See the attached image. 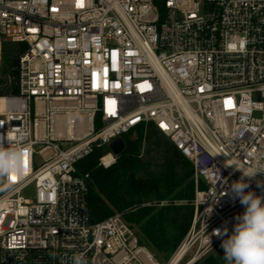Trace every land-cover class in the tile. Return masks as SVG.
<instances>
[{
    "label": "built area",
    "instance_id": "1",
    "mask_svg": "<svg viewBox=\"0 0 264 264\" xmlns=\"http://www.w3.org/2000/svg\"><path fill=\"white\" fill-rule=\"evenodd\" d=\"M149 123L195 179L192 225L164 264H195L245 211L220 195L236 165L264 196V0H0V136L27 153L0 187V264H163L122 213L91 221L77 169L97 147L110 166V144Z\"/></svg>",
    "mask_w": 264,
    "mask_h": 264
},
{
    "label": "trees",
    "instance_id": "2",
    "mask_svg": "<svg viewBox=\"0 0 264 264\" xmlns=\"http://www.w3.org/2000/svg\"><path fill=\"white\" fill-rule=\"evenodd\" d=\"M16 51L11 46L6 52L8 63L17 62ZM122 138L125 148L110 166L100 164L107 147H97L77 163L79 173L90 175L91 221L120 212L145 244L168 259L192 225L196 190L192 163L153 123ZM220 245L195 264H225Z\"/></svg>",
    "mask_w": 264,
    "mask_h": 264
},
{
    "label": "clouds",
    "instance_id": "3",
    "mask_svg": "<svg viewBox=\"0 0 264 264\" xmlns=\"http://www.w3.org/2000/svg\"><path fill=\"white\" fill-rule=\"evenodd\" d=\"M0 137H3L0 139V187H3L11 177L22 176L27 169L24 150L10 146L14 139L12 134L6 133ZM236 168L243 172L241 179L234 181L229 191L221 192L220 195L231 194L234 200L238 199L244 206L245 211L236 216L237 222L231 235H228L227 228L223 231L219 228L214 229L212 234L222 239L220 246L224 250L225 264H264V196H258L253 191L246 192L249 183L244 179L253 177L258 171L238 165ZM226 183L227 180L224 179L223 184ZM257 187L264 188V182L257 181ZM225 236L226 239L223 238ZM50 255L55 258V253ZM72 261L73 264H87V260L80 254L74 255Z\"/></svg>",
    "mask_w": 264,
    "mask_h": 264
},
{
    "label": "rangeland",
    "instance_id": "4",
    "mask_svg": "<svg viewBox=\"0 0 264 264\" xmlns=\"http://www.w3.org/2000/svg\"><path fill=\"white\" fill-rule=\"evenodd\" d=\"M133 136L135 135V133H133L132 134ZM143 154H145V150H143ZM146 155V154H145ZM39 160H40V158H39ZM101 164V163H100ZM24 195H25V197H27V198H30V199H32V198H34V196H35V186H34V184H32V185H30L25 191H24ZM153 252H155V251H153ZM156 253V256H157V258H158V260L161 262V263H166L167 261H168V259L167 258H164V257H162V255H160V254H158L157 252H155ZM210 254V253H209ZM208 254V255H209ZM191 255H192V253H189L188 255H187V257L185 258V260L184 261H186V260H188L190 257H191ZM207 256V255H206ZM205 256V257H206ZM203 259V258H202Z\"/></svg>",
    "mask_w": 264,
    "mask_h": 264
},
{
    "label": "water",
    "instance_id": "5",
    "mask_svg": "<svg viewBox=\"0 0 264 264\" xmlns=\"http://www.w3.org/2000/svg\"><path fill=\"white\" fill-rule=\"evenodd\" d=\"M125 148V141L122 137L114 140L111 144H110V149L111 151L118 156L119 154L122 153V151Z\"/></svg>",
    "mask_w": 264,
    "mask_h": 264
},
{
    "label": "bare ground",
    "instance_id": "6",
    "mask_svg": "<svg viewBox=\"0 0 264 264\" xmlns=\"http://www.w3.org/2000/svg\"><path fill=\"white\" fill-rule=\"evenodd\" d=\"M113 160V155L111 154H107L105 157H104V161H106L107 163L111 162ZM179 257H176L173 262L171 264H175L176 261L178 260Z\"/></svg>",
    "mask_w": 264,
    "mask_h": 264
},
{
    "label": "snow or ice",
    "instance_id": "7",
    "mask_svg": "<svg viewBox=\"0 0 264 264\" xmlns=\"http://www.w3.org/2000/svg\"><path fill=\"white\" fill-rule=\"evenodd\" d=\"M25 155V168L27 169V159H26V156H27V153L24 154ZM15 176L12 177L13 180H15Z\"/></svg>",
    "mask_w": 264,
    "mask_h": 264
}]
</instances>
